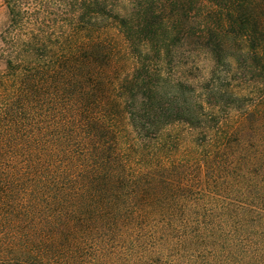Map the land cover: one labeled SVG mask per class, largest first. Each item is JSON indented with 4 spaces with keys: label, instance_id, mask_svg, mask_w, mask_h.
Returning a JSON list of instances; mask_svg holds the SVG:
<instances>
[{
    "label": "trees",
    "instance_id": "trees-1",
    "mask_svg": "<svg viewBox=\"0 0 264 264\" xmlns=\"http://www.w3.org/2000/svg\"><path fill=\"white\" fill-rule=\"evenodd\" d=\"M107 5L95 0L58 42L37 33L3 52L0 264H193L192 252L196 264H254L253 241L229 232L259 229V214L228 207L240 218L215 223L188 206L206 197L188 171L245 169L248 119L233 128L219 112L244 89L220 86L218 68L264 87V0ZM202 62L206 82L185 73ZM175 124L189 132L172 137Z\"/></svg>",
    "mask_w": 264,
    "mask_h": 264
},
{
    "label": "rangeland",
    "instance_id": "rangeland-1",
    "mask_svg": "<svg viewBox=\"0 0 264 264\" xmlns=\"http://www.w3.org/2000/svg\"><path fill=\"white\" fill-rule=\"evenodd\" d=\"M95 0H0V60L3 58V52L10 49L21 48L25 40L37 33L49 36L52 41L58 42L66 32V25L75 23L76 16L85 12ZM107 10L113 12H123L132 10L138 4V0H105ZM12 12V14H11ZM11 14V15H10ZM16 16V19L13 18ZM14 20V21H13ZM118 45H123V40L117 33L113 34ZM211 64L208 62L199 63L186 69L187 75L196 76L200 82H206L210 77L208 72ZM3 67H0V73ZM129 73L135 70L134 65H130ZM218 72L222 74L223 87L239 91L244 89L242 97H238V102L223 101L219 110L222 120L230 127H238L241 121L238 116L247 118L243 124L247 130V137L243 141L244 145L239 146V150L245 153L244 168L235 165V163L227 162L223 166H218L215 170L201 175L192 165L188 171L190 180L197 181L202 178L204 184L198 182L194 185V192H205V198L194 195L190 199L192 205L198 206L209 219L215 223L234 218L237 221L241 215L235 216L234 213L224 214V209L230 207L234 211L247 210L257 212L256 217L249 219L251 224H260L259 229L246 228L245 232L239 230L233 236L235 243L245 241H253L248 244V248L244 253L249 256L253 255L254 264H264V219L261 217L264 212V131L261 139H259L257 128L264 130V113L260 118L253 119V112H264V87H253L250 82L240 84L234 81V75L227 66H219ZM231 72V73H230ZM231 74V75H229ZM201 86V85H200ZM235 110H241L237 113ZM257 121V122H256ZM168 134L172 137L185 136L189 132L187 127L181 124H175L167 129ZM185 150L183 153H186ZM259 155V157H257ZM263 160L260 165L255 164L258 160ZM258 163V162H257ZM228 172L230 174H228ZM242 244V243H237ZM247 244V243H246ZM212 251L206 250L207 258H211ZM204 255L202 257H204ZM192 252L186 255L188 262L196 264L199 259ZM199 258L201 257L198 255ZM206 258V259H207ZM205 259V260H206Z\"/></svg>",
    "mask_w": 264,
    "mask_h": 264
}]
</instances>
